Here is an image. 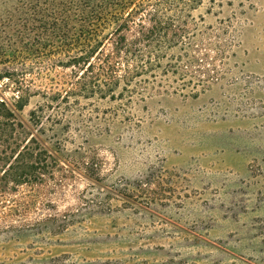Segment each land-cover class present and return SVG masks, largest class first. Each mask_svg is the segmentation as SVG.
I'll use <instances>...</instances> for the list:
<instances>
[{"label": "rangeland", "instance_id": "rangeland-1", "mask_svg": "<svg viewBox=\"0 0 264 264\" xmlns=\"http://www.w3.org/2000/svg\"><path fill=\"white\" fill-rule=\"evenodd\" d=\"M171 1L160 60L140 76L142 46L111 60L122 83L106 96L72 95L93 74L50 48L0 64L53 165L35 183L0 182V264H264V0ZM153 8L129 19V42ZM0 93L19 94L7 79Z\"/></svg>", "mask_w": 264, "mask_h": 264}, {"label": "trees", "instance_id": "trees-1", "mask_svg": "<svg viewBox=\"0 0 264 264\" xmlns=\"http://www.w3.org/2000/svg\"><path fill=\"white\" fill-rule=\"evenodd\" d=\"M0 5L11 9L6 18H0V26L10 29L6 34L9 50L0 44V64L40 58L50 48L53 55L60 56L57 61L61 67L77 69L82 73L81 79L93 74L72 95L91 93L93 96L98 93L106 96L120 87L122 81L114 77L116 66L111 60L123 54L129 57L134 46H142L137 49L134 75L140 76L154 68L171 41L174 20L170 12L175 8L171 0H0ZM151 5L154 8L148 21L150 28L143 26L139 37L129 42L122 35L129 19ZM113 38L112 53L95 73L93 60L104 54L107 41ZM5 79L15 85L19 94L12 103L0 93V182L35 183L46 170H53L52 163L47 162L51 150L44 145L39 131L34 133L20 119L29 96L17 74H1L0 81ZM126 82L129 85L131 80L126 77ZM69 94L63 97L57 94L50 101L61 98L65 101ZM31 115L36 126L41 124V114Z\"/></svg>", "mask_w": 264, "mask_h": 264}]
</instances>
